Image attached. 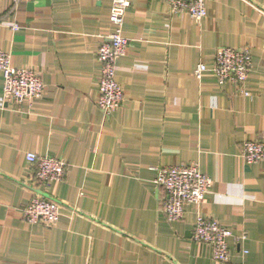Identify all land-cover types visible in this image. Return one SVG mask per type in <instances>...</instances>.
I'll use <instances>...</instances> for the list:
<instances>
[{"label":"crops","instance_id":"obj_1","mask_svg":"<svg viewBox=\"0 0 264 264\" xmlns=\"http://www.w3.org/2000/svg\"><path fill=\"white\" fill-rule=\"evenodd\" d=\"M111 7L0 0V50L45 84L31 106L4 105L0 75V264H264V160L242 155L244 142L264 137V0H209L200 24L163 0H132L116 72L125 104L106 115L97 50L114 30ZM220 46L251 50V95L210 70L194 75ZM29 152L65 160L64 178L41 187ZM191 162L212 177L211 190L170 222L157 170ZM36 194L64 203L54 226L23 220ZM199 213L233 230L229 262L193 239Z\"/></svg>","mask_w":264,"mask_h":264},{"label":"built area","instance_id":"obj_2","mask_svg":"<svg viewBox=\"0 0 264 264\" xmlns=\"http://www.w3.org/2000/svg\"><path fill=\"white\" fill-rule=\"evenodd\" d=\"M10 1L14 3L21 0ZM163 1L168 4L171 14L187 12L199 24L208 14L209 0ZM131 5L132 0H112L110 21L114 30L105 36L97 50L101 64L97 105L106 115L125 104V90L116 79V72L119 59L127 54L130 46L125 36L124 22ZM18 27V24H13L14 29ZM253 57L248 47L220 46L215 51L212 66L200 62L194 75L201 79L203 73L210 70L221 86L230 85L235 93L249 96L251 92L247 81L254 67ZM0 75L3 80L4 105L14 103L23 108L24 105L31 106L34 100L43 96L45 84L40 73L29 67L15 66L12 54L4 50H0ZM242 155L251 163L264 160V137L244 142ZM27 160L34 163L37 183L46 190H50L54 182L61 181L65 176L66 162L63 159L29 152ZM154 181L163 191L161 210L170 222L184 217L187 204L201 206L213 184L212 177L202 171L199 162L161 166ZM1 205L0 200V208ZM64 208L61 200L49 194H36L22 209V218L31 224L52 227L59 222ZM231 236V228L215 218L198 214L193 239L199 244L209 245L213 258L218 262L227 263L230 260L228 239ZM246 237L247 232H243L237 239L241 242Z\"/></svg>","mask_w":264,"mask_h":264}]
</instances>
